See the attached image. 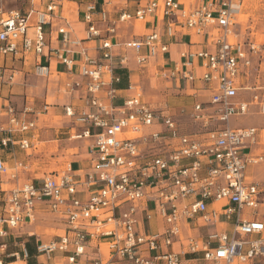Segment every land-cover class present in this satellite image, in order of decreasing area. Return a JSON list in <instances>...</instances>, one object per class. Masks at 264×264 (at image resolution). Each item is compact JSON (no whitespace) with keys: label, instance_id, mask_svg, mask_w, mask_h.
<instances>
[{"label":"built area","instance_id":"obj_1","mask_svg":"<svg viewBox=\"0 0 264 264\" xmlns=\"http://www.w3.org/2000/svg\"><path fill=\"white\" fill-rule=\"evenodd\" d=\"M243 1L201 0L187 9L178 0H151L133 14L122 11L113 20L89 1L82 15L84 39H71L68 30L59 29L62 47L49 48L44 55V28L56 16L57 5L50 1L42 11L30 8L24 13L0 0V56L16 58L33 52L55 58L71 76L65 91L81 92L85 106L93 109L75 114L71 106L64 107L67 117L85 126L78 138L93 140L91 165L83 181L69 165L13 188L0 178V239L43 216H55L63 221L64 234L45 241L36 238L34 244L36 256L53 264H181L183 260L264 264V188L244 176L248 166L264 160L254 152L259 131L228 126L231 118L246 116L250 107L264 116V92L242 82L252 75L253 61L260 53L255 43L235 32ZM156 14L166 21L168 36L176 28L190 30L196 37L208 35L210 50L181 53L180 61L157 74L162 80H199L204 86L207 102L194 104L187 114L180 110L201 126V133H182L171 116L157 115L136 87L126 86L125 91L133 92L130 96H122L117 88L121 82L117 72L127 65L128 50L133 51L137 67L144 68L149 60L168 53V45L153 31L123 43L125 54L116 55L110 41L115 26L143 22ZM82 41L101 45L97 57L81 50L83 82H79L72 80L74 61L68 48H79ZM4 73L0 65V84ZM33 74L47 79L50 70L37 63ZM14 77L15 73L7 77L8 84ZM245 92H252L246 100L239 96ZM6 113L8 120L3 123L0 110L2 146L12 143V133L35 129L34 122L21 121L11 108ZM18 146L28 150L30 145L22 140ZM18 171H28V166L17 163L10 170L0 160V176L16 180ZM81 185L94 194L78 199ZM219 224L227 229L203 233ZM7 243H0V264ZM176 246L178 250L172 251ZM7 256L27 261L29 253L20 246Z\"/></svg>","mask_w":264,"mask_h":264},{"label":"crops","instance_id":"obj_2","mask_svg":"<svg viewBox=\"0 0 264 264\" xmlns=\"http://www.w3.org/2000/svg\"><path fill=\"white\" fill-rule=\"evenodd\" d=\"M50 1L57 5V13L44 28L46 42L44 55H46V50L49 48L59 49L62 47L61 36L57 33L59 29L65 28L68 30L71 39H84L85 24L82 21V15L87 2L95 1L97 11L107 13L109 19L113 20L122 11L133 14L138 8L145 6L151 0H35L32 2L33 4L29 0H7V6L9 8H18L25 13L30 8L42 11ZM200 1L178 0L181 8L187 9L196 7ZM16 3H19V6H16ZM32 24L33 21L30 22V26ZM98 27L103 29L105 26L98 24ZM153 31L162 36L163 43L168 45V53L149 60L144 68H139L135 63L133 51L128 50L126 52L127 65L121 70L125 72L126 78L121 79L119 84L121 85L118 87L120 94L122 96L132 95L133 92L125 91L126 86L130 84L141 91L144 102L157 115L162 117L171 116L178 123L182 133H201L203 131L201 126L191 120L192 123L197 125L196 130L191 131L190 127L189 131H186L182 127L180 117H187V115L180 114V110L184 109L187 114L191 111L194 104L207 102L209 96L207 91L203 89L204 86L199 80L193 83L162 80L157 77V74L161 70L172 68L174 63L180 61L179 55L181 53L193 50H210L211 48L206 46L208 35L206 33L201 37H196L190 30L176 28L172 32V36H168L166 35V21L156 14L148 17L143 22L129 21L124 24H117L115 26V34L110 37V41L114 45V53L116 55L125 54L121 47L123 43ZM28 34L30 36L33 35L31 28L28 30ZM192 44L195 45L193 46ZM100 45V41H82L79 48H68L71 50L70 57L74 61L72 80L83 82L79 69L83 59L81 50H84L85 54L90 57H97L99 56L98 49ZM44 55L38 57L33 52H30L16 58L11 55L0 56V65L5 67L4 82L0 84L2 122H7L6 109L11 108L18 119L24 122L32 121L35 124V129L29 132L12 133L10 136L12 143L6 146L0 144V160L7 168L13 170L17 163L28 166V171L17 172L16 180H11L6 174L0 176L7 188H13L16 184L27 180L36 182L41 179L44 173L38 170L37 165L42 163V156L48 157V159L45 157L43 159V163L47 162L50 159L51 152L53 154L55 151L59 153V157L54 155L51 160L64 161V168L69 165L80 182L85 179L84 175L88 172L91 165L90 150L93 140L92 138H78L85 126L76 123L74 118L67 117L64 113V107L71 106L75 114H79L82 111L92 112L93 109L85 106V96L81 92L67 93L65 91L64 84L71 76L66 73L65 67L58 60ZM37 63H42L49 67V78L42 79L33 74V68ZM12 73H15V77L13 84L10 85L7 82V77ZM196 74L199 75L200 70L196 71ZM251 77L252 75L242 80L244 85L247 88L261 89L256 87L255 83H251ZM252 92L239 93V96L241 99L246 100ZM244 117H262L263 120L242 126L231 124V121H238L240 118H231L228 124L229 128H257L259 131V142L255 146L254 152L264 156V116L260 115L255 107H250L248 114ZM22 140L28 141L30 145L28 150H22L18 146V143ZM42 152H44L43 155ZM242 154H247V151H242ZM244 176L248 182L259 183L264 188V160L256 166H248ZM77 192L76 197L80 200L94 194V192L87 191L82 185L77 188ZM217 206L220 207L221 204ZM226 229L223 224H219L209 226L203 230V233L207 231H225ZM17 232H13V235L7 239L3 238V240L6 239L8 241V246L6 254L3 256L2 264H45L39 261V257L35 254L34 246L32 249L33 253L29 254L27 261L15 260L7 256L18 251L20 246L25 247L23 240L17 241L19 237L21 238V234L17 236ZM23 235L32 238L35 234L34 232H28ZM27 241L25 242L27 243ZM11 246L18 249L12 252ZM177 250V246L172 248V251ZM48 264L53 263L48 262ZM181 264L199 263L198 261L187 262L183 260Z\"/></svg>","mask_w":264,"mask_h":264},{"label":"rangeland","instance_id":"obj_3","mask_svg":"<svg viewBox=\"0 0 264 264\" xmlns=\"http://www.w3.org/2000/svg\"><path fill=\"white\" fill-rule=\"evenodd\" d=\"M16 6H19V3H16ZM235 32L240 34L243 39L255 43L260 50L259 56L253 61V70L252 77L250 79L251 83H255L256 87L261 88V92H264V0H244L241 11L238 15V25L235 27ZM248 117V116H247ZM180 117V124L186 131H191L197 129V125L192 123L189 118ZM263 120L262 117L254 118H240L238 121H231V124H237L246 126L251 122H257ZM196 126V127H195ZM153 129H150L151 131ZM44 152H42L43 155ZM41 155V156H42ZM49 155V154H48ZM55 156L59 157L58 152H51L49 160L43 163L44 157L48 159L47 156H42V163L37 165V168L40 172L44 174H49L64 169V161L62 160H51ZM28 160V159H27ZM64 224L63 221L59 220L55 216H43L42 218L35 221L31 226H23L21 230L17 232V236H20L17 241L23 240L25 247L33 249L34 239L38 238L40 240H51L58 236L64 234ZM34 232L32 238L23 235L24 233ZM192 235L195 236L193 232ZM16 236V234H15ZM183 236H187V230L183 229ZM29 240V241H27ZM27 241V243L25 242ZM6 242V239H0V243ZM11 251H15L18 248L11 246ZM39 261L45 264L48 262L44 259L43 256L39 257Z\"/></svg>","mask_w":264,"mask_h":264},{"label":"trees","instance_id":"obj_4","mask_svg":"<svg viewBox=\"0 0 264 264\" xmlns=\"http://www.w3.org/2000/svg\"><path fill=\"white\" fill-rule=\"evenodd\" d=\"M117 75L121 78V79H125L126 78V75H125V72L124 71H118L117 72ZM121 85H119V86H117V88L118 87H120ZM27 251H28V253L31 255L32 253H33V250H31L30 248H29V246H27ZM11 261H13V260H11Z\"/></svg>","mask_w":264,"mask_h":264}]
</instances>
